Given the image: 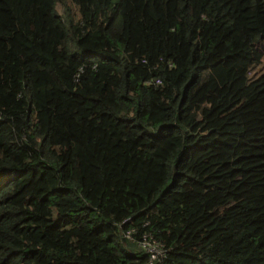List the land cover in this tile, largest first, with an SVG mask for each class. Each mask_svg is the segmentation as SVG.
Wrapping results in <instances>:
<instances>
[{"label":"trees","instance_id":"1","mask_svg":"<svg viewBox=\"0 0 264 264\" xmlns=\"http://www.w3.org/2000/svg\"><path fill=\"white\" fill-rule=\"evenodd\" d=\"M260 43L264 0H0V264H264Z\"/></svg>","mask_w":264,"mask_h":264},{"label":"rangeland","instance_id":"2","mask_svg":"<svg viewBox=\"0 0 264 264\" xmlns=\"http://www.w3.org/2000/svg\"><path fill=\"white\" fill-rule=\"evenodd\" d=\"M257 49L260 52L264 53L263 44L260 43L257 45ZM255 73L260 74L261 72H264V62L261 64V66L255 71L251 72V75ZM245 126H246V133L248 137H261L264 136V121H259L256 119L254 114H246L243 116Z\"/></svg>","mask_w":264,"mask_h":264},{"label":"built area","instance_id":"3","mask_svg":"<svg viewBox=\"0 0 264 264\" xmlns=\"http://www.w3.org/2000/svg\"><path fill=\"white\" fill-rule=\"evenodd\" d=\"M124 237L130 238V233L124 234ZM140 246L147 255V259L143 264H155L164 257L165 251L149 235L143 237Z\"/></svg>","mask_w":264,"mask_h":264}]
</instances>
